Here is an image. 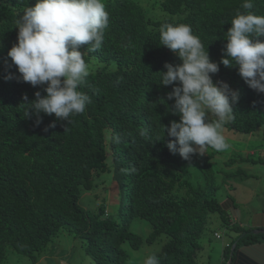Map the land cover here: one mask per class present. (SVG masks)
Listing matches in <instances>:
<instances>
[{
    "label": "trees",
    "instance_id": "trees-1",
    "mask_svg": "<svg viewBox=\"0 0 264 264\" xmlns=\"http://www.w3.org/2000/svg\"><path fill=\"white\" fill-rule=\"evenodd\" d=\"M140 1L104 0L109 24L103 45L84 57L87 64H98L80 88L92 99L85 112L68 123L41 113L37 124L31 111L25 115L22 97L33 101L37 91L43 97L46 84L32 87L20 81L7 56L17 41V15L36 0H0V264L7 250L37 263L60 231L80 241L91 264H137L131 251L162 238L159 249L148 254L160 264H197L214 214L229 231L221 264L228 263L233 244L230 264H264V234L231 222V196L226 202L216 198L215 152L204 149L186 161L167 149L174 139L167 132L160 139V125L179 122V117L168 110L174 100L165 99L173 86H161L158 72L166 71L165 63H180L160 46L161 25H190L210 60L219 64L226 32L236 12L244 11V0H145V8ZM253 3L254 11L264 15V0ZM80 50L85 52L87 45ZM8 74L14 78L6 80ZM212 79L240 94L234 119L225 128L264 132V93L249 88L237 67L219 64ZM190 170L198 171V180L190 179ZM102 175L117 191L114 216L100 201L95 210L80 205ZM134 219L150 225L145 238L130 230ZM214 237L221 238L217 232Z\"/></svg>",
    "mask_w": 264,
    "mask_h": 264
},
{
    "label": "clouds",
    "instance_id": "clouds-1",
    "mask_svg": "<svg viewBox=\"0 0 264 264\" xmlns=\"http://www.w3.org/2000/svg\"><path fill=\"white\" fill-rule=\"evenodd\" d=\"M231 20L219 64L238 68L247 86L264 93V15L254 11L253 0H244ZM17 15V41L7 52L19 80L32 87L43 88L28 101L25 115L31 111L40 123V114L53 115L61 121L85 112L91 97L80 88L89 76L84 57L89 50L102 47L109 13L104 0H36ZM259 38V39H257ZM160 46L171 50L179 64L165 63L159 73L161 86H173L166 100H174L168 109L179 122L161 126L172 140L166 144L171 154L188 161L193 154L211 148L223 152L230 148L224 132L225 124L234 119L238 90L212 79L219 64L211 61L207 48L184 23H164L159 29ZM87 45L82 52L81 46ZM7 64V62H6ZM11 74L5 79H13ZM163 104H165V100ZM54 126V124L52 125ZM146 134V133H142ZM144 264H160L155 254L146 256Z\"/></svg>",
    "mask_w": 264,
    "mask_h": 264
},
{
    "label": "rangeland",
    "instance_id": "rangeland-1",
    "mask_svg": "<svg viewBox=\"0 0 264 264\" xmlns=\"http://www.w3.org/2000/svg\"><path fill=\"white\" fill-rule=\"evenodd\" d=\"M144 6L145 0L140 1ZM146 10V9H145ZM98 68V64L91 61L88 63V71ZM264 132L262 128L250 134H242L227 130L225 128L224 135L230 144V148L223 152H217L213 149L206 148L207 152L214 151L212 166L218 172L215 174V182L219 186L216 198L219 202L228 199L231 196L234 200V207L241 214L247 215L251 213H260L264 210ZM243 158L242 159H240ZM245 158V160H244ZM249 158V159H246ZM233 159V160H232ZM258 159L263 160L259 162ZM228 160L231 161L230 166H225ZM238 169H242V174L232 173ZM192 181L199 178L197 170H190ZM232 173V174H228ZM104 180V184L101 181ZM96 188L94 191L86 193L80 200V205L88 210H95L96 205L103 202L108 208L110 215L117 212L116 193L112 181L107 175L95 181ZM112 195H115L114 197ZM96 196V198H95ZM229 197V198H231ZM231 211L228 216L231 217ZM211 223L205 238L202 240V250L198 257L197 264H221L222 262V240H228V232L222 227L219 216L211 215ZM130 230L145 238L151 231L150 225L139 219L131 222ZM253 230H256L253 229ZM264 230V229H263ZM213 232V233H212ZM214 232H217L221 238L216 239ZM233 234V233H231ZM164 242L162 238L158 243L150 246L142 247L139 252L131 251L132 258L137 259V264L145 260L146 256L152 252H156ZM5 264H32L27 258L17 256L11 250L6 251ZM35 264H91V261L85 256L79 240L72 235L60 231L54 237L44 254Z\"/></svg>",
    "mask_w": 264,
    "mask_h": 264
},
{
    "label": "crops",
    "instance_id": "crops-1",
    "mask_svg": "<svg viewBox=\"0 0 264 264\" xmlns=\"http://www.w3.org/2000/svg\"><path fill=\"white\" fill-rule=\"evenodd\" d=\"M228 211H231L232 213L231 214L232 223L236 222V223H239V225H243L245 227L256 228V230L264 229V210H261L260 213H251V214L244 215V214H241L240 211L236 209L235 207L230 206ZM259 234H262V233H259ZM222 244H224V242Z\"/></svg>",
    "mask_w": 264,
    "mask_h": 264
},
{
    "label": "water",
    "instance_id": "water-1",
    "mask_svg": "<svg viewBox=\"0 0 264 264\" xmlns=\"http://www.w3.org/2000/svg\"><path fill=\"white\" fill-rule=\"evenodd\" d=\"M251 233H252V234H259V233L264 234V230H263V229H259V230H251ZM244 234H245V233H243V235H244ZM234 247H235V244L232 245V248H231V254H230V259H229V261H228L227 264H230V263H231V258H232V254H233L232 251H233Z\"/></svg>",
    "mask_w": 264,
    "mask_h": 264
},
{
    "label": "bare ground",
    "instance_id": "bare-ground-1",
    "mask_svg": "<svg viewBox=\"0 0 264 264\" xmlns=\"http://www.w3.org/2000/svg\"><path fill=\"white\" fill-rule=\"evenodd\" d=\"M217 238H219V237H217ZM231 254V253H230Z\"/></svg>",
    "mask_w": 264,
    "mask_h": 264
}]
</instances>
